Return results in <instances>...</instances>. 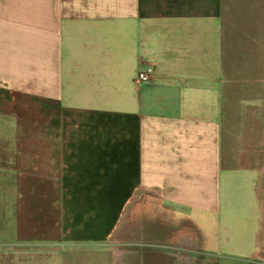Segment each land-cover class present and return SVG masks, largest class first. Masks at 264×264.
I'll return each instance as SVG.
<instances>
[{
  "label": "crops",
  "instance_id": "1",
  "mask_svg": "<svg viewBox=\"0 0 264 264\" xmlns=\"http://www.w3.org/2000/svg\"><path fill=\"white\" fill-rule=\"evenodd\" d=\"M1 113L21 242L198 264L264 206V0H0Z\"/></svg>",
  "mask_w": 264,
  "mask_h": 264
},
{
  "label": "rangeland",
  "instance_id": "2",
  "mask_svg": "<svg viewBox=\"0 0 264 264\" xmlns=\"http://www.w3.org/2000/svg\"><path fill=\"white\" fill-rule=\"evenodd\" d=\"M4 113L0 115L4 116ZM14 118L18 119V117ZM14 118L5 119V117H2L0 119V134L18 133V122L16 123ZM3 119L4 121H2ZM2 165V159H0V264L110 263V252L114 244L112 240L106 244L89 243L53 246V249H58V251H52L50 245L41 242H21L12 230L11 221L15 214L14 202L17 194L13 191V185L11 184L15 181V185L17 182V174L11 171L9 173L10 178L4 176ZM235 206L238 207V205ZM242 208L243 214L238 216L239 212L234 207L235 218H242L251 209L249 215L252 223L248 222V228L245 227L243 231L226 234L225 231H219L220 220L215 218L214 222L211 223V227L205 228L208 238L204 252L200 254L201 256L197 261L198 264H264V224L262 223L264 221V206L262 207L258 202L251 200L248 208L245 209V206ZM238 225L240 226L241 223L239 222ZM259 227H261L262 234L257 232ZM111 241L112 243H110ZM116 249L114 264H130L131 261L125 257L120 248L117 247ZM252 253L254 255H251ZM188 256L189 254L186 253L182 258L185 259ZM192 259L187 258V261L189 262Z\"/></svg>",
  "mask_w": 264,
  "mask_h": 264
},
{
  "label": "built area",
  "instance_id": "3",
  "mask_svg": "<svg viewBox=\"0 0 264 264\" xmlns=\"http://www.w3.org/2000/svg\"><path fill=\"white\" fill-rule=\"evenodd\" d=\"M154 72H155V66L153 64H149L146 67L139 70L138 80L140 82L150 81L154 76Z\"/></svg>",
  "mask_w": 264,
  "mask_h": 264
},
{
  "label": "water",
  "instance_id": "4",
  "mask_svg": "<svg viewBox=\"0 0 264 264\" xmlns=\"http://www.w3.org/2000/svg\"><path fill=\"white\" fill-rule=\"evenodd\" d=\"M166 250H168V251H170V252H172V254H175V253H177L178 254V252H182V255L183 256H185V254L186 253H188L189 254V256L188 257H192V256H196V257H200L201 255L200 254H198V253H196V252H194L193 250L191 251V250H189V248H186V247H184V246H173V247H168V248H165ZM181 255V254H180ZM194 261V260H193ZM189 263V262H188Z\"/></svg>",
  "mask_w": 264,
  "mask_h": 264
},
{
  "label": "flooded vegetation",
  "instance_id": "5",
  "mask_svg": "<svg viewBox=\"0 0 264 264\" xmlns=\"http://www.w3.org/2000/svg\"><path fill=\"white\" fill-rule=\"evenodd\" d=\"M176 243H174L176 246H184L185 245V243H188V242H186L185 240H177V241H175ZM200 251V250H199ZM203 250H202V252L200 251V253H202L203 254ZM178 254L180 255V253L178 252ZM181 257V256H180ZM147 258V257H146ZM173 258L175 259V256H173ZM174 259H172V262H173V264H174ZM180 260H182V259H180Z\"/></svg>",
  "mask_w": 264,
  "mask_h": 264
}]
</instances>
